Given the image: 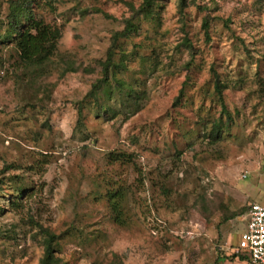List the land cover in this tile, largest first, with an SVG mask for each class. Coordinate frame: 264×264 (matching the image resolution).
<instances>
[{
    "label": "rangeland",
    "instance_id": "obj_1",
    "mask_svg": "<svg viewBox=\"0 0 264 264\" xmlns=\"http://www.w3.org/2000/svg\"><path fill=\"white\" fill-rule=\"evenodd\" d=\"M142 1L33 0L62 33L38 74L0 47V264H41V226L58 264H251L235 247L264 204V0H157L101 111L87 92Z\"/></svg>",
    "mask_w": 264,
    "mask_h": 264
},
{
    "label": "trees",
    "instance_id": "obj_2",
    "mask_svg": "<svg viewBox=\"0 0 264 264\" xmlns=\"http://www.w3.org/2000/svg\"><path fill=\"white\" fill-rule=\"evenodd\" d=\"M126 3L132 14L124 21V28L113 33L107 58L101 63V76L93 82L86 97L93 98L100 110H105V112H108L109 109L106 108L105 103L100 102V99L104 95L108 98H113L118 92L124 91V87H126L124 82L117 78V73L127 66V58H119L117 56L119 54L117 51L119 41L121 39H129L132 34L141 29V25L145 21L155 22L159 15L156 10L157 0H143L138 7L133 2ZM32 5L33 0H9L6 12H1L0 8V47L11 48V51L14 52L13 58H16L17 68L20 71L38 74L40 73L39 70H44L43 67L46 63L51 61L58 52L62 33L57 25L46 21L42 17H37ZM204 26L208 34L209 23L206 20ZM1 64L2 62L0 61V66ZM1 68L2 66L0 71ZM222 87L223 84L217 81L215 89L220 94V98H222ZM223 111L229 114L224 105ZM79 112L82 115V106ZM229 119L231 120L232 118L229 116ZM230 126V124L223 123L222 120L214 121L207 137L217 142L223 138L224 129ZM121 157L122 155H118L117 159L121 161ZM17 192L19 195H23L25 189H18ZM116 196L117 194L113 198ZM251 206L252 204L248 207V210ZM113 210L118 221L122 219L123 212L120 210L119 203L116 200L113 201ZM41 229L45 236L44 257L41 264H58V258L55 255L57 236L42 226ZM242 258L246 259L248 256L244 255ZM219 260L220 258H218L216 263H219Z\"/></svg>",
    "mask_w": 264,
    "mask_h": 264
},
{
    "label": "built area",
    "instance_id": "obj_3",
    "mask_svg": "<svg viewBox=\"0 0 264 264\" xmlns=\"http://www.w3.org/2000/svg\"><path fill=\"white\" fill-rule=\"evenodd\" d=\"M247 228L235 247L251 264H264V204L253 203L246 214Z\"/></svg>",
    "mask_w": 264,
    "mask_h": 264
},
{
    "label": "crops",
    "instance_id": "obj_4",
    "mask_svg": "<svg viewBox=\"0 0 264 264\" xmlns=\"http://www.w3.org/2000/svg\"><path fill=\"white\" fill-rule=\"evenodd\" d=\"M246 228H247V225L245 226L244 230L242 231L241 236H242V234L246 231ZM240 238H241V237H240ZM248 260H249V259H248Z\"/></svg>",
    "mask_w": 264,
    "mask_h": 264
}]
</instances>
